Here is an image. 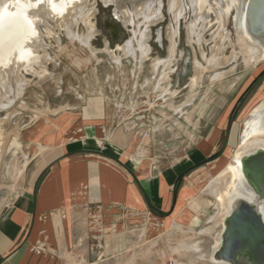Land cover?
Masks as SVG:
<instances>
[{"label":"rangeland","instance_id":"obj_1","mask_svg":"<svg viewBox=\"0 0 264 264\" xmlns=\"http://www.w3.org/2000/svg\"><path fill=\"white\" fill-rule=\"evenodd\" d=\"M14 2L17 0H5L8 6ZM60 8L48 15L27 11L29 25L22 42L16 46L9 41L3 45L5 52H0V107L13 101L0 110V203L10 200L33 179L41 163L39 139L47 126L62 115L79 114L94 98L103 101L113 127L120 125L133 133L134 149L150 161L171 163L210 135L216 150H221L231 127L235 130L230 134L233 146L221 152L227 156V166L233 163L245 124L264 103V80L237 111L236 101L264 63L253 66L244 61L231 23L226 25L228 38L221 43L224 51L216 56L229 58L236 52L237 59L197 74L198 64L208 66L220 41L212 39L215 25L204 36V48L197 52L187 48L185 57L174 62L169 74L163 65L155 69L157 60L140 69L131 59L117 62L105 51L96 54L104 45L88 49L71 41L66 32L70 25L81 37L88 36L89 30L78 25L82 22L78 17L72 24L75 14L66 19ZM14 47L18 49L13 53ZM219 73L222 76L216 77ZM232 117H236L234 122ZM224 118L228 122L222 128ZM219 174H212L206 166L196 175L198 189L191 220L177 222L163 235L150 237V245L138 249L131 262L132 254H128L121 263L107 264H215L212 254L223 226L218 223L219 210L209 187Z\"/></svg>","mask_w":264,"mask_h":264},{"label":"crops","instance_id":"obj_2","mask_svg":"<svg viewBox=\"0 0 264 264\" xmlns=\"http://www.w3.org/2000/svg\"><path fill=\"white\" fill-rule=\"evenodd\" d=\"M50 124L33 179L0 203V264L121 263L132 254L131 262L150 237L192 219L196 175L227 166L235 131L221 150L210 135L165 163L136 152L133 133L113 127L97 98Z\"/></svg>","mask_w":264,"mask_h":264},{"label":"bare ground","instance_id":"obj_3","mask_svg":"<svg viewBox=\"0 0 264 264\" xmlns=\"http://www.w3.org/2000/svg\"><path fill=\"white\" fill-rule=\"evenodd\" d=\"M96 0L91 2L90 0H17V2L12 3L10 6L5 3L0 5V14L3 12L6 14L8 19H14L15 25L14 28L8 27V30L5 32L4 42L13 41L17 44H20L22 37L28 31L27 25V11L39 12L42 14L48 15L50 12L55 13L60 7V12L67 19L69 16L74 13V17H71L73 22L76 23V17H78L82 22L88 27L89 32L88 36L81 37L72 31V26L66 28V32L71 39V41H78L84 47L92 49L91 40L92 34L94 32V25L91 22V18L94 14V4ZM105 4L115 3L117 5V10L121 13L123 17V22L125 24H134L137 26V29L134 30V39L137 42V46L133 45V38L127 41L123 46H119L118 50L123 52L122 57H132L133 59H146L149 47L146 43L148 37V26L158 21V12L160 10V0H134L131 2V9H128L124 6L122 0H102ZM210 0H190L192 8L194 10V20L191 21L188 28V38L189 41H195L198 43L200 49L203 47L204 33L210 29L214 24L217 25V29L212 34V39H220L216 42L213 49V56L207 61L208 66L206 68L202 67L200 64L196 67L197 74L200 75L207 70L215 69L218 67H223L229 64L234 59H237V56L241 54L244 61L247 64H252L253 66L260 65L264 63V43L253 38L246 30L244 25L245 19V7L247 0H214V4L209 2ZM127 5V4H126ZM232 8H235L237 11L235 29H236V44L240 48V52L234 53L232 57H217L216 55L219 52L224 51V48H221V43L228 38V31L226 30V25L228 22L229 12ZM169 9L173 14V18L178 24L179 18L183 15V7L181 0H169ZM235 11V10H234ZM214 14L215 21L211 20V15ZM116 15V14H115ZM119 15V14H118ZM25 16V17H24ZM70 18V17H69ZM65 19V21H66ZM95 19V18H94ZM137 19L139 21H137ZM142 19V20H141ZM93 20V18H92ZM141 20V21H140ZM75 21V22H74ZM141 25H144V29L138 30ZM32 24L31 28H33ZM169 30V29H168ZM30 31V30H29ZM224 31V32H223ZM11 34V36L9 35ZM14 34V35H13ZM178 31L177 27H171L169 32L170 38V57L166 60H157L154 63V67L157 70L159 66L163 65L165 69L169 70L171 73V64L173 62L175 47L177 44ZM10 36L11 38H8ZM113 36V35H112ZM7 37V38H6ZM134 40V41H135ZM4 43V44H5ZM3 44V45H4ZM234 47V45L232 44ZM4 47V48H3ZM225 47V46H224ZM15 48V47H14ZM204 48V47H203ZM5 46L0 45V52L4 51ZM18 49L15 48L13 53ZM10 50V49H9ZM92 51V50H91ZM117 62L122 61V57H119L113 51L107 50ZM140 52V57H137V52ZM96 52V51H95ZM24 53V52H23ZM21 53V54H23ZM97 53V52H96ZM203 53V52H202ZM9 54V53H8ZM95 54V53H94ZM203 55H205L203 53ZM149 57V56H148ZM154 69V68H153ZM155 71V70H154ZM222 73L216 75V77H221ZM167 78V77H166ZM198 79V77H197ZM196 83V82H195ZM13 101H9L8 105L0 107V110L7 109L12 105ZM259 149H264V103H262L251 115L247 124H245V130L243 131L239 148L237 149L236 155L234 157L233 163L228 164L222 172L214 179L212 184L209 187L211 196L216 198L217 208L219 210L218 223L222 224V231L224 228V220L230 213L233 203L238 198H245L254 200V194L251 188L247 185L246 180L242 174V158L248 154H251ZM227 179H230V183L226 184ZM260 212L264 216V204L260 206ZM216 227H210L208 232H212ZM221 234L218 239V243L215 247L214 252L219 247L221 241ZM213 252V253H214ZM212 261L215 264H227L219 263L214 261L212 254Z\"/></svg>","mask_w":264,"mask_h":264},{"label":"water","instance_id":"obj_4","mask_svg":"<svg viewBox=\"0 0 264 264\" xmlns=\"http://www.w3.org/2000/svg\"><path fill=\"white\" fill-rule=\"evenodd\" d=\"M4 3L0 0V5ZM14 25V19H8L4 12L0 14V45L5 43L8 27L13 29ZM244 25L253 38L264 43V0L246 1ZM230 131L231 127L227 137ZM241 169L254 200L238 198L233 203L213 259L227 264H264V216L260 212L264 204V149L244 156Z\"/></svg>","mask_w":264,"mask_h":264},{"label":"flooded vegetation","instance_id":"obj_5","mask_svg":"<svg viewBox=\"0 0 264 264\" xmlns=\"http://www.w3.org/2000/svg\"><path fill=\"white\" fill-rule=\"evenodd\" d=\"M90 1L93 2V0ZM122 1L125 4L124 6H126L128 9L132 8L131 2L134 0H122ZM181 2L183 7V15L179 18L178 24H176L173 18V14L169 9V0H160V10L157 16L159 17L158 21L153 22L148 26V37L146 39V43L149 47V52L147 58L144 59L142 63L139 62V59L135 60L132 57H126V58L123 57V60L131 59L132 61L136 62L141 69V67L146 62L151 61L154 63L155 60L158 59L159 60L168 59L170 57V46H171L170 38L168 34L171 31V27L173 28L175 26L177 27L178 34L176 36L177 38H175V40H177V44L175 47L176 50L171 66H173L174 62L177 61L179 58L185 57L187 48L194 49L195 52H197V49H200V47L198 43H196L194 40L191 42L189 41L188 28H187L191 23V21L194 20L195 17L194 10L192 8L190 0H181ZM209 2L215 5L214 0H210ZM93 8H94V14L92 17L93 20L91 18V22H93L92 24L94 25V32H93L94 36L91 40V46L93 48H94V44L105 46L104 50L96 49L97 51L96 54L105 51L108 55H110L107 50L113 51L114 48L113 51L114 53H118V55L123 56V52L119 51L118 47L123 46L127 41L133 38L134 36L133 33L134 30L137 29V26H135L134 24H125L123 22V17L121 13L117 10V5L115 3L105 4L102 0H96ZM236 16H237V11L235 8H232L231 11L229 12L227 23L232 24V29L234 30V32L236 31L235 29ZM211 20L215 21L214 14L211 15ZM137 21L139 20L137 19ZM78 25L79 26L82 25L83 27H86L88 32V27L85 26L83 22H80ZM214 26L215 24L210 29H208L206 33L209 32L211 29H213ZM141 29H144V25H141L140 28H138V30ZM76 32L79 33L78 29ZM206 33H204V36ZM134 40L135 39L133 38V45L137 47V42L136 40L135 41ZM137 57L138 58L140 57L139 51L137 52ZM160 67L158 68V70L160 69ZM263 72H264V68L259 73V75ZM237 104H238L237 107H239L240 103L238 102ZM242 106L243 105H241L240 108H242ZM237 109L238 108H236L235 110L237 111ZM235 119L236 117L235 118L232 117L233 122L235 121Z\"/></svg>","mask_w":264,"mask_h":264},{"label":"trees","instance_id":"obj_6","mask_svg":"<svg viewBox=\"0 0 264 264\" xmlns=\"http://www.w3.org/2000/svg\"><path fill=\"white\" fill-rule=\"evenodd\" d=\"M264 80V72L261 73L257 78H255L252 83L247 87V89L238 97L236 103H240L239 107L236 108H240L241 105H243L247 99L249 98V96H251V94L255 91V89H257L261 83ZM238 105V104H237ZM154 212L158 215H164V213L160 212V211H155Z\"/></svg>","mask_w":264,"mask_h":264},{"label":"snow or ice","instance_id":"obj_7","mask_svg":"<svg viewBox=\"0 0 264 264\" xmlns=\"http://www.w3.org/2000/svg\"><path fill=\"white\" fill-rule=\"evenodd\" d=\"M38 2H39V0H38Z\"/></svg>","mask_w":264,"mask_h":264}]
</instances>
